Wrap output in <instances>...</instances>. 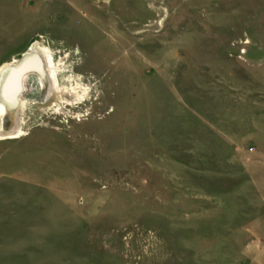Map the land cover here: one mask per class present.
I'll list each match as a JSON object with an SVG mask.
<instances>
[{
	"label": "rangeland",
	"instance_id": "obj_1",
	"mask_svg": "<svg viewBox=\"0 0 264 264\" xmlns=\"http://www.w3.org/2000/svg\"><path fill=\"white\" fill-rule=\"evenodd\" d=\"M37 42L0 264H264V0H0V67Z\"/></svg>",
	"mask_w": 264,
	"mask_h": 264
},
{
	"label": "bare ground",
	"instance_id": "obj_2",
	"mask_svg": "<svg viewBox=\"0 0 264 264\" xmlns=\"http://www.w3.org/2000/svg\"><path fill=\"white\" fill-rule=\"evenodd\" d=\"M31 48L32 49L28 53H26L24 55V57L31 56V55H36V56L40 57L43 61V64H44L45 74L47 76H49V79H50L51 73H52L50 71V67H51L50 65L52 63L51 57H48V55L45 53L44 49L42 48V46L40 45L39 42H37ZM21 59L22 58H16V60L14 62L6 63L0 67V90H1V85L3 82V78L5 77L8 70L12 67H15L21 61ZM41 80H42V82H45V78H43ZM15 89H16V77H15V75H13L10 78L9 83L6 85L5 95L10 97L12 95V93L15 91ZM11 110H12L11 107H9L6 103H4V101L0 98V122L3 119V116H5L3 121H2L5 129L0 128V139H2V140L18 137L22 131L20 125L17 124L18 111H17V114L12 116L13 117L12 123L11 124L9 123L10 125L6 124L5 121L11 115V112H12Z\"/></svg>",
	"mask_w": 264,
	"mask_h": 264
},
{
	"label": "water",
	"instance_id": "obj_3",
	"mask_svg": "<svg viewBox=\"0 0 264 264\" xmlns=\"http://www.w3.org/2000/svg\"><path fill=\"white\" fill-rule=\"evenodd\" d=\"M31 72H38L42 76L45 75L43 61L36 55L23 57L15 67H12L8 70L5 77L3 78L0 90V98L12 109L11 115L8 118L10 123L12 122V116L15 115L20 106V95L24 91V80ZM13 75L16 77V89L12 95L8 97L5 95V88Z\"/></svg>",
	"mask_w": 264,
	"mask_h": 264
}]
</instances>
